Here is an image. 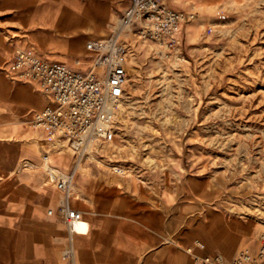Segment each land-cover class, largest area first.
Wrapping results in <instances>:
<instances>
[{
    "label": "rangeland",
    "instance_id": "obj_1",
    "mask_svg": "<svg viewBox=\"0 0 264 264\" xmlns=\"http://www.w3.org/2000/svg\"><path fill=\"white\" fill-rule=\"evenodd\" d=\"M189 1L183 11L197 17L184 24L178 50L133 36L115 139L78 168L85 185L112 191L202 182L203 203L238 219L240 248L248 247L264 234V0ZM28 124V142L52 148L30 139L37 130ZM23 147L0 149L5 174H15L17 161H42L39 148Z\"/></svg>",
    "mask_w": 264,
    "mask_h": 264
},
{
    "label": "crops",
    "instance_id": "obj_2",
    "mask_svg": "<svg viewBox=\"0 0 264 264\" xmlns=\"http://www.w3.org/2000/svg\"><path fill=\"white\" fill-rule=\"evenodd\" d=\"M132 1L0 0V149L37 147L28 142V121L49 104L38 85L12 79L16 51L30 49L50 61L88 71L96 60L88 43L108 38ZM179 1L180 9L169 4L176 10L187 9L190 1ZM36 130L30 139L37 138L46 147L44 131ZM56 148L39 149L43 157L51 151L55 168L75 169L77 191L71 205L82 213L88 228L69 232L59 213L63 192L46 184L43 159H27L35 166L21 171L25 159L17 161L15 174L0 168V264H195L186 251L195 240L205 245L195 247L197 254H222L230 263L239 250L258 248V238L256 244L240 248L241 222L225 218L208 201L203 203L206 184L202 182H181L160 191L96 188L95 183H83L78 168L83 163L75 165L69 149L59 153ZM21 154H26L25 149ZM198 212L203 215L195 219ZM69 248L72 255L65 258L63 252Z\"/></svg>",
    "mask_w": 264,
    "mask_h": 264
},
{
    "label": "built area",
    "instance_id": "obj_3",
    "mask_svg": "<svg viewBox=\"0 0 264 264\" xmlns=\"http://www.w3.org/2000/svg\"><path fill=\"white\" fill-rule=\"evenodd\" d=\"M196 17L195 11L173 9L168 0H133L114 23L108 38L88 43V48L96 54L94 65L88 71L50 61L30 49H18L10 67L12 79L38 85L49 99L44 109L34 112L31 124L44 131L52 146L69 149L75 156V165L83 161L97 162L103 145L115 139V116L128 80L126 65L131 37L175 51L180 46L184 24ZM128 35L130 38H126ZM34 166L25 159L19 170ZM41 168L46 171V184L63 192L59 213L69 232H79L83 215L71 205L75 169L55 168L47 152ZM195 247L205 245L195 240L194 246L186 249L193 255L195 264H264V234L258 237L255 251L241 249L230 263H226L222 254L199 255ZM72 252V248L66 249L63 256L70 258Z\"/></svg>",
    "mask_w": 264,
    "mask_h": 264
},
{
    "label": "bare ground",
    "instance_id": "obj_4",
    "mask_svg": "<svg viewBox=\"0 0 264 264\" xmlns=\"http://www.w3.org/2000/svg\"><path fill=\"white\" fill-rule=\"evenodd\" d=\"M36 98V97H35ZM30 101V100H29ZM29 103V102H28ZM27 103V104H28ZM31 104V103H30ZM35 106V105H34ZM30 123H31V120H30ZM32 125V124H31ZM33 126V125H32ZM62 152V150L61 151H59V153H61ZM50 157V159H51V156H49ZM86 224V225H85ZM87 228H88V223L85 221V219H82V221L79 223V226H78V229H79V231H84V230H87Z\"/></svg>",
    "mask_w": 264,
    "mask_h": 264
}]
</instances>
